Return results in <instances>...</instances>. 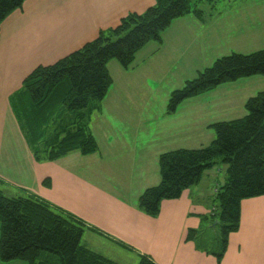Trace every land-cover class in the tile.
I'll return each instance as SVG.
<instances>
[{
  "label": "rangeland",
  "instance_id": "374dc122",
  "mask_svg": "<svg viewBox=\"0 0 264 264\" xmlns=\"http://www.w3.org/2000/svg\"><path fill=\"white\" fill-rule=\"evenodd\" d=\"M137 1L125 0L133 4ZM120 2L84 0L73 7V0H63L59 4L54 0H42L38 6L46 10L45 20H34L31 28L19 35L21 41H28L27 47L34 46L25 50V56L34 57L33 67L27 74L39 65H51L75 51V47L60 46L59 35L69 25V17L72 16L67 14L68 9H81L82 17H99L100 4L108 3V8L112 10L108 24H112ZM145 4V0H141L139 7L144 8ZM27 6L25 4L24 9ZM196 6L202 12V21L193 14L185 16L184 20L174 21L161 34L162 42L148 43L128 69L116 60L108 62L107 70L112 80L110 88L103 101L90 103V106L96 105L88 121L89 131L98 144L94 154L86 157L74 152L59 164L35 165L30 162L29 166V161L23 157L27 147L15 115L4 111L2 118L14 122L7 125V131L12 136L15 129L24 148L20 149L18 143L16 151L11 147L7 163L1 160L0 154L1 171L4 174L10 172L12 177L9 179L13 180L10 184L0 182L2 194L13 198L26 197L31 192L45 193L56 202L52 205L55 212L83 216L98 230L108 234V231L116 230L113 226L116 218L125 215L129 208L139 211L138 198L146 188L159 184L160 154L206 147L215 138L211 127L213 123L244 117L247 114L244 107L246 101L264 91V75L222 84L183 101L174 112L168 108L171 93L181 89L186 81L194 79L198 72L211 67L218 58L231 53L248 54L264 50V0H200ZM36 29L38 34L35 36L33 30ZM30 31L31 39L27 36ZM60 164H64L63 169ZM226 171L227 164L219 157L202 176L199 186L201 197L193 190L195 185L182 194L190 201L181 200L183 203L178 204L175 210L168 211L171 201L161 202L160 219L172 213L179 222L169 227L172 237L180 240L187 237L192 229L197 232L193 241L198 248L220 249V208L215 196L225 181ZM51 176L53 179L50 180L54 181L52 189L42 184ZM20 182L29 185V191L14 187ZM131 211L127 212L129 218ZM187 212L197 218L185 217ZM134 217L137 218L135 213ZM256 227L255 230L252 220L247 219L240 234H264V221L259 225L257 223ZM164 228L162 223L159 229L163 232ZM105 236L85 230L82 244H88L94 252L117 264L138 263L142 255L137 252L138 246L129 248L116 240L117 244L110 242ZM152 241L150 245H153ZM136 244L144 246L145 242L138 240ZM45 255L43 253L41 258ZM0 264L27 263L14 261Z\"/></svg>",
  "mask_w": 264,
  "mask_h": 264
},
{
  "label": "trees",
  "instance_id": "16d2710c",
  "mask_svg": "<svg viewBox=\"0 0 264 264\" xmlns=\"http://www.w3.org/2000/svg\"><path fill=\"white\" fill-rule=\"evenodd\" d=\"M25 1L0 0V28ZM199 1L154 0V5L142 13H128L116 26L100 31L95 39L55 63L34 68L9 98L34 160L54 162L73 152L94 154L98 144L88 121L96 105L90 103L103 101L110 88L108 62L116 60L128 69L148 43L162 42L161 34L174 21L189 14L202 21V12L196 6ZM254 75H264V50L231 53L173 91L168 108L174 112L189 98ZM244 107V117L211 125L215 138L208 146L160 154V182L146 188L138 198V208L156 218L163 200H178L221 157L227 171L215 196L220 208V251L215 254L218 264L230 234L240 228L241 202L264 196V91L249 98ZM42 184L50 187V178ZM85 230L106 237L68 212H55L50 203L33 194L7 198L0 191V262L117 264L82 244ZM196 233L190 229L186 241L193 240ZM43 253L46 255L41 258ZM137 264L155 262L142 254Z\"/></svg>",
  "mask_w": 264,
  "mask_h": 264
},
{
  "label": "crops",
  "instance_id": "0c3cea01",
  "mask_svg": "<svg viewBox=\"0 0 264 264\" xmlns=\"http://www.w3.org/2000/svg\"><path fill=\"white\" fill-rule=\"evenodd\" d=\"M41 1L42 0H26L20 10L13 12L6 18V20H4L0 28V145H6V147L0 148V154L1 160L6 163L8 160L9 149L11 147L14 149L13 151H16L15 147L17 143L20 149L23 150L24 147L23 144L19 142L15 129L12 136L10 135L9 131H7V125L13 124L14 122L5 121L2 118V113L4 111L8 113L13 112L10 106L9 98L13 93L21 88L23 79L28 75L27 73L33 67L32 60H34V57L31 55H29L28 57L25 56V50L34 46L32 45L27 47L26 44L28 41H21L19 35L26 33L31 28L34 20H45L46 10L38 6L41 4ZM62 1L63 0H54V2H56L57 4ZM82 1L84 0H73V7ZM118 1H121L120 3H118L120 7H117L118 13L116 16V20L112 22L113 25H115L114 23L116 22L118 23V21H120V19L126 16L128 13H142L154 2V0H145L146 4L144 8H141L139 7L141 0H138L136 4L126 3L125 0ZM25 4L26 6L28 4V6L24 9ZM73 7L71 9H68L67 12L69 16L72 15L71 17H69L70 23L68 26H65L66 28H64L59 35V39H61V47L72 46L75 47V50H77L81 48L85 43L95 39L100 31L114 27L112 24H108V18L111 17L112 14V10L108 8V3H105V5L100 4L99 12H101V15L99 17L91 18H87L88 16H80L81 9ZM120 12L123 14H119ZM27 17L28 19L30 17L29 25H27ZM184 18L185 17L180 19L184 20ZM33 33L36 36L38 34L37 29L33 30ZM31 34L32 31L28 32L27 34L30 39ZM45 39H47V36H45ZM26 147L27 149L24 151L23 157H25L29 161V166H31L30 162H33V164L35 165L40 163L59 164L72 154L71 153L68 156L54 162H36L27 144ZM60 165L63 169L64 164ZM8 166L13 167L11 165ZM12 171L14 172V168L12 169ZM9 177H12L10 172L4 174L0 168V182L10 184L13 180H10ZM50 179H53V177L51 176ZM200 182L196 184V186L193 185L195 186L193 190L198 193V197L202 196V193L199 189ZM50 184V189H52V186H54V181L52 182V180H50ZM14 187H18L26 191H29L30 189L29 185H26L25 183L23 184V182L14 184ZM31 193L39 197L40 199L50 203L51 205L56 203L53 200V197H48L44 195L45 193ZM181 200H184V202L190 201V199L187 198L186 195L184 197L183 195H181L178 200L171 201L172 203H169L168 207L171 208L168 211L175 210L178 204L183 203V201ZM130 210H132V215L129 218L127 216V212ZM127 212L125 215L116 218V222L113 223V226L116 227V230H112V232L108 231V234L103 232L102 230H98V228H96V226H94L92 222H90L83 216H77L73 213L70 214L82 221L86 225V227L95 228L101 233L107 235L110 242L116 243V240L128 246L129 248H133V245L138 246L137 252L139 254L151 257L155 264H218L215 254L218 253L220 249H218L217 251L209 250L206 248L201 249L195 245L193 241L194 239L191 241H186L185 236L180 238V240H177L171 236V234L169 233V227H171V225L173 224L175 225L179 223L177 222L178 219L172 213L168 214L162 220L160 219L162 218L160 217L162 216L161 208L160 214L156 218L149 217L145 215L140 209L139 211H137V209H135L134 207L129 208ZM134 213L137 215V218L134 217ZM192 215L193 214H191L190 212H187L185 217L197 218ZM247 219L252 220V227L255 230L257 229V223L259 225V223L261 224L264 221V196L244 200L241 202L240 228L236 233H233L229 236L226 252L224 253V256L219 264H264V234L260 232L240 234V230L243 228L244 222L246 223ZM162 223L165 224L163 232H161V230L159 229ZM138 240L145 242V244H142L144 246L136 244V241L138 242ZM151 241L153 242V245H150ZM84 246L94 251L88 244H84Z\"/></svg>",
  "mask_w": 264,
  "mask_h": 264
}]
</instances>
